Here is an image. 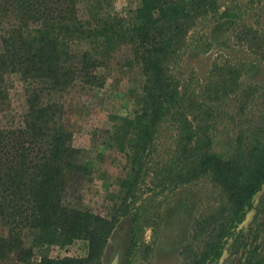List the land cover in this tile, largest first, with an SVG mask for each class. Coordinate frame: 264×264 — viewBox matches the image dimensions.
Listing matches in <instances>:
<instances>
[{"label": "trees", "instance_id": "trees-1", "mask_svg": "<svg viewBox=\"0 0 264 264\" xmlns=\"http://www.w3.org/2000/svg\"><path fill=\"white\" fill-rule=\"evenodd\" d=\"M137 2L120 14L112 0H0V112L8 98V74L20 81L25 105L18 124L0 125V262L12 255L25 264L33 249L82 239L85 256L41 257L38 264H104L103 251L120 216L129 217L131 242L139 208L130 215L128 207L162 123L174 134L170 152L152 169L161 188L208 176L225 194L227 207L220 211H227L222 220L229 217L230 223L243 218L259 190L264 113L253 124L238 122L229 153L211 146L216 120H240L255 94L264 99V83L240 88L244 64L226 57L212 62L203 82L182 83L173 71L197 22L211 19L209 34L215 38L234 25L238 13L219 11L217 0ZM232 30L237 43L264 60L263 29L240 24ZM209 45L205 42L204 49ZM116 64L138 70L141 86L133 116L115 117L111 139L122 146L121 139L128 137L130 168L107 218L65 201L67 191L90 174L91 163L85 150L72 144L61 103L52 94L74 86L101 87L102 71ZM231 98L234 114H227L221 104ZM26 231H31L30 244ZM222 233L202 254L205 264L218 253Z\"/></svg>", "mask_w": 264, "mask_h": 264}, {"label": "rangeland", "instance_id": "rangeland-1", "mask_svg": "<svg viewBox=\"0 0 264 264\" xmlns=\"http://www.w3.org/2000/svg\"><path fill=\"white\" fill-rule=\"evenodd\" d=\"M218 10L224 8L238 13L233 26L215 38L209 34L211 19L200 20L186 37L185 47L173 71L183 83L203 82L213 61L226 57L242 62L244 71L240 88L249 84L264 83V60L250 53L232 37V28L240 24L264 30V0H217ZM138 4L137 0H112V7L120 14L127 13ZM209 47L204 49V43ZM104 82L98 88H79L52 94L61 103L62 123L72 134V144L85 150L91 163V172L83 177L74 190H68L65 201L81 209H87L109 218L115 211L122 195L121 180L129 173L125 156L128 137L121 139L123 145L111 139L115 117H132L139 106L141 77L138 70L116 64L103 70ZM8 98L0 112V125H16L25 110L22 86L15 74L5 76ZM55 95V96H54ZM221 109L234 114V101H224ZM264 113V99L255 94L244 110L240 120L221 117L216 120L212 132V150L219 154L230 152L233 139L241 126L253 124ZM242 119V120H241ZM174 131L168 123L160 124L155 135L153 152L144 160L147 168L138 182L132 204L138 214L132 230V239L125 250L122 264H204L202 254L219 238L222 245L218 253L210 256L214 264H263L264 263V180L251 197L250 207L239 222L230 223L227 201L223 190L206 175L175 187L157 185L152 169H155L172 148ZM153 176V178H152ZM225 213V214H224ZM123 216L119 218L122 219ZM227 220V221H226ZM230 224V225H229ZM120 227L113 246L121 239ZM31 231L24 233L30 244ZM87 253V242L75 239L70 244L33 249L30 261L38 264L41 257H82ZM105 248L103 251V257ZM109 257V259H110ZM103 260V258H101ZM0 264H20L12 255ZM211 264V263H207Z\"/></svg>", "mask_w": 264, "mask_h": 264}, {"label": "water", "instance_id": "water-1", "mask_svg": "<svg viewBox=\"0 0 264 264\" xmlns=\"http://www.w3.org/2000/svg\"><path fill=\"white\" fill-rule=\"evenodd\" d=\"M128 220H129V217L122 218L115 225V227L112 229L111 234H110V236L107 240L106 246H105V254L103 257L104 264H117L118 260H120L122 263L125 250L128 246L129 240H130ZM120 227H122V229H123V234H122L121 242H120V252H119V254L114 253L112 255V258L109 259V257H110L109 247L114 242V240L116 238V234L118 233V230L120 229Z\"/></svg>", "mask_w": 264, "mask_h": 264}, {"label": "flooded vegetation", "instance_id": "flooded-vegetation-1", "mask_svg": "<svg viewBox=\"0 0 264 264\" xmlns=\"http://www.w3.org/2000/svg\"><path fill=\"white\" fill-rule=\"evenodd\" d=\"M120 242H121V239H119V240H117V242H116V244L113 246V249H112V254H111V257H110V259L112 258V255L114 254V253H118L119 254V252H120ZM222 245V243H220V246ZM119 256V255H118ZM207 261H208V259H207ZM205 262H206V260H205ZM121 263V261L120 260H118V262H117V264H120ZM212 263V262H211ZM122 264V263H121ZM205 264V263H204Z\"/></svg>", "mask_w": 264, "mask_h": 264}]
</instances>
